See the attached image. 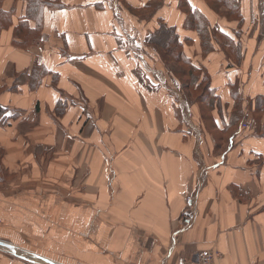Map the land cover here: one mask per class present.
I'll list each match as a JSON object with an SVG mask.
<instances>
[{
    "label": "crops",
    "instance_id": "0c3cea01",
    "mask_svg": "<svg viewBox=\"0 0 264 264\" xmlns=\"http://www.w3.org/2000/svg\"><path fill=\"white\" fill-rule=\"evenodd\" d=\"M49 1L40 44L18 36L32 21L14 36L23 1L1 6L0 242L35 258L0 245V264H264V0L236 18L207 0ZM161 23L206 73L200 101L149 43Z\"/></svg>",
    "mask_w": 264,
    "mask_h": 264
},
{
    "label": "trees",
    "instance_id": "16d2710c",
    "mask_svg": "<svg viewBox=\"0 0 264 264\" xmlns=\"http://www.w3.org/2000/svg\"><path fill=\"white\" fill-rule=\"evenodd\" d=\"M0 0V31L10 26L11 15L2 10V2ZM26 5V14L24 21H21L18 26L15 27L14 36L18 35L17 29L26 28L27 22L32 21L35 23V28L32 31L27 29L25 35L21 34L18 36L22 37L23 45L35 42L40 44L38 34L41 29L43 22V13L46 8L59 9L62 7L61 4L53 3L49 0H20ZM210 3H217L221 7L225 8L226 14L232 18H236L238 14V0H207ZM181 9L186 14L187 23L191 24L198 33L202 44L206 40H209L208 34V22L207 19L199 14L197 11L192 13L187 8L186 4L182 1ZM16 32V33H15ZM149 43L156 48L159 57L167 65H172L173 72L177 79L183 84H187L188 89L192 95L196 96V99L200 101V93L208 91V78L204 71L197 70L190 66V62L183 56L180 45L178 44L177 36L174 34L172 28H169L166 24L161 23L159 28L149 38ZM201 81L197 84L198 79ZM210 106V102L208 104Z\"/></svg>",
    "mask_w": 264,
    "mask_h": 264
},
{
    "label": "built area",
    "instance_id": "2783aa9c",
    "mask_svg": "<svg viewBox=\"0 0 264 264\" xmlns=\"http://www.w3.org/2000/svg\"><path fill=\"white\" fill-rule=\"evenodd\" d=\"M186 202L187 203H191L192 202V198L191 197H188L186 199ZM218 257V254L217 253H212L210 251H204L200 254L199 258L197 261L195 262H190V263H184V264H212L213 263V260L215 258Z\"/></svg>",
    "mask_w": 264,
    "mask_h": 264
},
{
    "label": "water",
    "instance_id": "95a60500",
    "mask_svg": "<svg viewBox=\"0 0 264 264\" xmlns=\"http://www.w3.org/2000/svg\"><path fill=\"white\" fill-rule=\"evenodd\" d=\"M0 245L7 246L9 249H11L12 251H14L17 255H19V256L20 255H23L22 257H24V258H35L34 255H32L30 253H27V252H24V251H21L19 249H15V248H13V246H10V245H7V244L1 243V242H0Z\"/></svg>",
    "mask_w": 264,
    "mask_h": 264
},
{
    "label": "rangeland",
    "instance_id": "374dc122",
    "mask_svg": "<svg viewBox=\"0 0 264 264\" xmlns=\"http://www.w3.org/2000/svg\"><path fill=\"white\" fill-rule=\"evenodd\" d=\"M148 16V15H147ZM193 96H195V95H193ZM20 256H23V255H20ZM37 261H39V262H41L40 260H37ZM42 263V262H41Z\"/></svg>",
    "mask_w": 264,
    "mask_h": 264
}]
</instances>
